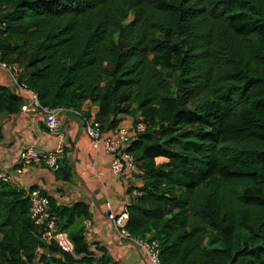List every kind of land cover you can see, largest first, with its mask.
<instances>
[{
	"label": "trees",
	"instance_id": "trees-1",
	"mask_svg": "<svg viewBox=\"0 0 264 264\" xmlns=\"http://www.w3.org/2000/svg\"><path fill=\"white\" fill-rule=\"evenodd\" d=\"M0 52L42 106L90 100L105 133L131 127L123 150L141 184L128 190L125 228L157 240L162 264H264V0H0ZM4 97L23 103L0 85ZM8 182L0 264L45 260L39 246L63 264L111 262L82 229L68 230L84 204L48 195L74 241L64 252L29 216L37 187Z\"/></svg>",
	"mask_w": 264,
	"mask_h": 264
},
{
	"label": "crops",
	"instance_id": "crops-1",
	"mask_svg": "<svg viewBox=\"0 0 264 264\" xmlns=\"http://www.w3.org/2000/svg\"><path fill=\"white\" fill-rule=\"evenodd\" d=\"M17 79L16 69L0 64V85L19 94L24 102L29 93L18 88ZM0 102V170L11 175L7 186L28 190L35 185L51 197L54 205L81 202L87 207V213L76 217L68 230L82 229L89 240L105 247L111 258L109 264H151L140 246L118 237L117 228L107 216L106 200L110 201L114 212L121 211L137 191L136 188L128 190L141 182L134 174H113L110 171L111 154L103 146L96 150L91 145L83 118L95 116L98 105L85 100L78 110L58 108L59 127L51 130L41 109L25 112L21 107L15 108L5 97ZM26 145H33L42 153L62 145L64 172L53 170L42 162L19 163V152ZM160 159L166 160L163 156L156 157L157 161ZM61 256L60 252L51 251L45 260L35 257L26 264H63Z\"/></svg>",
	"mask_w": 264,
	"mask_h": 264
},
{
	"label": "built area",
	"instance_id": "built-area-1",
	"mask_svg": "<svg viewBox=\"0 0 264 264\" xmlns=\"http://www.w3.org/2000/svg\"><path fill=\"white\" fill-rule=\"evenodd\" d=\"M1 54V52H0ZM3 66H11L17 70L16 64H9L1 61ZM18 88H21L29 93V97L21 104V110L30 112L37 108L43 111L45 122L49 129L57 130L59 123L56 117V110L58 108H49L42 106L39 102L36 92L27 86L26 83L15 80ZM85 132L89 137L90 143L96 150L103 146L104 149L111 154L110 171L119 175L127 173L133 175L139 170L134 156L123 150V146L129 141L131 135V127H115L108 133L102 131L100 122L95 116H85L83 118ZM137 131H143L145 124L140 122L136 125ZM63 147L58 145L54 149L42 153L39 148L33 145H26L19 152L18 161L21 164H38L45 163L49 168L58 170L61 167ZM11 175L6 170H0V185L8 182ZM29 198V216L32 221L38 225L42 232V238L47 243H55L64 252H73L75 245L68 230L62 228L57 224V216L50 210L49 197L43 193L40 188H33L28 192ZM106 209L108 210L107 216L111 219L117 228L118 237L122 240H128L135 243L142 248L151 264H162L159 259V244L157 240H149L147 238H136L130 235L125 228V223L128 218V211L125 207L119 212H114L109 200H106ZM37 252H45L47 255L49 251L44 250L39 246ZM126 264V263H121Z\"/></svg>",
	"mask_w": 264,
	"mask_h": 264
},
{
	"label": "rangeland",
	"instance_id": "rangeland-1",
	"mask_svg": "<svg viewBox=\"0 0 264 264\" xmlns=\"http://www.w3.org/2000/svg\"><path fill=\"white\" fill-rule=\"evenodd\" d=\"M166 75H167L168 77H170V75H169L168 72H166ZM163 160H165V159H163ZM163 160H162V161H163ZM158 162H161V159H160Z\"/></svg>",
	"mask_w": 264,
	"mask_h": 264
}]
</instances>
